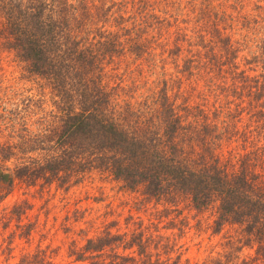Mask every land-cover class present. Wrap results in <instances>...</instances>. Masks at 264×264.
<instances>
[{"label":"trees","instance_id":"1","mask_svg":"<svg viewBox=\"0 0 264 264\" xmlns=\"http://www.w3.org/2000/svg\"><path fill=\"white\" fill-rule=\"evenodd\" d=\"M149 3L0 0V56L1 50L14 52L45 81L44 91L49 89L53 99L50 111L33 95L0 99V120L20 139L0 140V166L38 152L39 158H25L20 178L53 181L72 168L78 176L96 168L173 207L184 199L200 212L216 207L214 233L228 225L234 231L226 236L225 253L210 263L264 262V74L251 76L240 69L241 50L208 2L212 37L198 43L202 50H194L189 39L190 56L178 71L182 77L163 79L141 100L136 93L131 96L136 80L130 74L141 64L134 69L129 63L124 75L113 72L125 64L123 57L151 54L154 43L142 26L150 27L146 15L135 19ZM127 15L135 19L132 25L123 24ZM262 49L264 64V42ZM184 50L181 40L171 52L180 56ZM2 70L0 57V75ZM224 74L232 76L231 82ZM184 76L216 86L208 91L219 105H211L205 91L185 88ZM245 113L250 119L243 126ZM134 225L132 232L108 230L88 238L73 255L88 264H182L178 245L185 226L177 217L169 228L179 232L171 236H155L141 222ZM245 248L256 256L241 258ZM173 251L179 255L172 256Z\"/></svg>","mask_w":264,"mask_h":264},{"label":"rangeland","instance_id":"2","mask_svg":"<svg viewBox=\"0 0 264 264\" xmlns=\"http://www.w3.org/2000/svg\"><path fill=\"white\" fill-rule=\"evenodd\" d=\"M146 1L150 5H147L146 10L145 7L141 8L142 12L135 19L141 18H137L139 14L146 15L143 20L148 21L150 27L145 24L142 26L143 31L147 32L146 36L154 43L151 54L146 53L140 57L131 55L125 57L127 59L123 57L125 64L121 63V68L113 72L123 74L129 63L134 69L137 64H141L134 74H130L136 80L128 93L131 96L136 93L137 98H140L138 100H141V94L147 95L150 89L161 86L163 79L182 77L183 72L180 74L178 71L184 69V60L190 56L189 39L193 42L194 50H202L198 43L212 37V26L207 22L214 17L211 10L206 8L208 2L213 4L217 17L224 21L221 27L226 28V34L233 35L235 46L241 50L238 60L240 69L246 70L251 76L264 74V64L261 62L264 0ZM251 19H257L260 23L255 24ZM133 20L127 15L123 24L132 25ZM181 40L184 41L185 50L180 56L173 55L171 50L176 41ZM1 51L3 70L0 75V99L8 101L6 97L14 94L24 100L33 95L44 103L46 110H52L53 99L49 89L44 91L47 86L45 81L32 74L27 64L20 61L14 52ZM225 68L229 69L228 66ZM213 75L217 77V73ZM224 75L231 82L232 76ZM197 78L193 76L186 80L184 76L185 88L195 87V94L205 91L208 95L211 93L208 88H216ZM260 81L263 82L264 78L261 77ZM221 92L219 89L217 94ZM221 98L226 99L224 95ZM208 99L211 105H219V99L214 94L209 95ZM196 101L200 102V98ZM247 101L248 97H245V106ZM238 102L235 99V103ZM3 106L11 108L10 103H3ZM2 109L0 106V114ZM243 117L244 126L250 116L245 113ZM0 136V140L6 143L20 140L10 130H6L1 120ZM29 155L34 158L40 156L34 152L25 158ZM16 157L0 166L4 174H10L9 180L0 176V264H88L77 261L73 255V251L83 247L88 238H95L108 230L113 233L132 232L136 228L135 222L143 223L155 236H171L179 232L169 228L175 217L185 226L178 245L179 252L184 253L182 264H211L212 258L220 257L227 250L226 236L233 233L234 229L228 225L221 233H214L216 207L200 212L188 199L179 202L178 207H173L167 200L148 196L140 188L130 189L124 182L116 180L109 171L96 168H90L82 176H78L72 168L58 180L38 178L27 181L19 177V168L25 158ZM151 252L156 254L158 250L153 246ZM171 254L174 257L179 255L175 251ZM249 256H256L255 250L245 248L241 258L250 259Z\"/></svg>","mask_w":264,"mask_h":264},{"label":"water","instance_id":"3","mask_svg":"<svg viewBox=\"0 0 264 264\" xmlns=\"http://www.w3.org/2000/svg\"><path fill=\"white\" fill-rule=\"evenodd\" d=\"M0 176H3L5 180H9L10 178V174L9 173H3L1 170H0Z\"/></svg>","mask_w":264,"mask_h":264}]
</instances>
